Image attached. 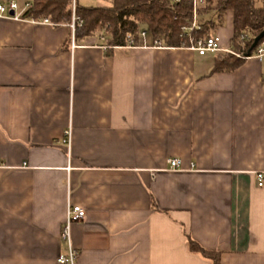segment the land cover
Returning a JSON list of instances; mask_svg holds the SVG:
<instances>
[{"label": "crops", "instance_id": "0c3cea01", "mask_svg": "<svg viewBox=\"0 0 264 264\" xmlns=\"http://www.w3.org/2000/svg\"><path fill=\"white\" fill-rule=\"evenodd\" d=\"M214 35L231 49L232 12ZM145 42L0 18V264H59L68 206L76 264H213L187 237L264 264V56L212 73Z\"/></svg>", "mask_w": 264, "mask_h": 264}, {"label": "trees", "instance_id": "16d2710c", "mask_svg": "<svg viewBox=\"0 0 264 264\" xmlns=\"http://www.w3.org/2000/svg\"><path fill=\"white\" fill-rule=\"evenodd\" d=\"M7 1L11 0H0ZM17 1L30 3V8L23 15L25 20H48L54 27L69 26L73 18L80 20L82 24L76 26L75 41L101 35L108 55L116 48L142 46V32L147 33L150 46L160 42L169 48L190 49L211 38L223 26L228 12L233 13V52L251 57L264 43L263 39L252 49L254 40L264 32V0H206L199 15L214 12L213 20L190 30L193 23L192 0H111L110 5L104 7H82L75 0L74 11L73 0ZM244 61L230 53H219L214 58L212 73H231ZM187 242L191 252L213 264H221V253L206 250L189 237Z\"/></svg>", "mask_w": 264, "mask_h": 264}, {"label": "built area", "instance_id": "2783aa9c", "mask_svg": "<svg viewBox=\"0 0 264 264\" xmlns=\"http://www.w3.org/2000/svg\"><path fill=\"white\" fill-rule=\"evenodd\" d=\"M75 2V0H74ZM198 3L200 4V1L194 0V6H193V18L194 22L191 29L198 28L197 26V17H198ZM75 7V5H74ZM30 8V3H20L17 0H11L7 2H0V18H6V19H12L15 21H22L25 20L23 18L24 13L26 10ZM13 12V16L11 13ZM33 23L37 24H45L53 26L48 20H43L40 22L32 21ZM82 22L80 20H77L76 18H73L72 24L69 25L72 31V48L75 49L76 46L74 44V36H75V29L76 26H81ZM141 38L144 40V44L146 43L147 39V33L142 32ZM99 39L101 41H104V37L100 36ZM164 43L156 42V46H163ZM166 47V46H164ZM107 47H105L106 49ZM192 51L198 53L200 56H204L207 53H230L233 54L239 58L247 59L250 58L249 56H241L239 54H236L231 49H224L221 46V38L218 35H214L211 38L207 39L204 42H201L197 46H193L190 48ZM255 57H258L261 59L264 56V43L262 46H260L257 50V52L253 55ZM252 57V56H251ZM64 143H68L67 140H64ZM168 169L171 171H180L182 169V161L177 158H170L167 160ZM258 179V185L259 187L264 186V176L262 174L257 175ZM87 217L86 211L81 208L80 206H68L67 212H66V219L65 223L62 229L61 238L62 240L67 244L68 247V253L66 256H61L58 259L59 264H76V260L78 258L77 251L72 247V241H71V226L74 223H80L83 222Z\"/></svg>", "mask_w": 264, "mask_h": 264}, {"label": "rangeland", "instance_id": "374dc122", "mask_svg": "<svg viewBox=\"0 0 264 264\" xmlns=\"http://www.w3.org/2000/svg\"><path fill=\"white\" fill-rule=\"evenodd\" d=\"M76 1L82 7H104V6H109L111 0H76ZM198 1H200V4L198 3L197 26H199L201 23L205 22V20L201 18L202 16L199 15V11L201 8L205 7V5H206V0H198ZM74 5H75V2L73 0V11L75 9ZM192 6H194V0H192ZM214 16H215V14H214ZM193 22H194V18H193ZM192 25H193V23H192ZM192 25H191V28H192ZM191 28H189V30ZM184 31H185V29H184ZM100 36L101 35H99L98 37H100ZM147 37H148V35H147ZM163 46H165V44H163ZM212 58H213L212 53H209L207 55V59L211 60Z\"/></svg>", "mask_w": 264, "mask_h": 264}, {"label": "water", "instance_id": "95a60500", "mask_svg": "<svg viewBox=\"0 0 264 264\" xmlns=\"http://www.w3.org/2000/svg\"><path fill=\"white\" fill-rule=\"evenodd\" d=\"M11 15L13 16L14 14H13V12L11 13ZM264 39V32H262L255 40H254V44H253V47H252V49L253 48H256L258 45H259V43L262 41Z\"/></svg>", "mask_w": 264, "mask_h": 264}]
</instances>
